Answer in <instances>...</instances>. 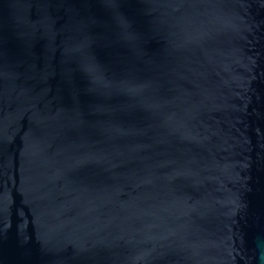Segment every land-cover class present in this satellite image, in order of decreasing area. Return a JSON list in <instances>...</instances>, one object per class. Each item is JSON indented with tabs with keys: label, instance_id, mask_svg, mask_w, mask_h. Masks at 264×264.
Segmentation results:
<instances>
[{
	"label": "water",
	"instance_id": "1",
	"mask_svg": "<svg viewBox=\"0 0 264 264\" xmlns=\"http://www.w3.org/2000/svg\"><path fill=\"white\" fill-rule=\"evenodd\" d=\"M0 264H264V0H0Z\"/></svg>",
	"mask_w": 264,
	"mask_h": 264
}]
</instances>
